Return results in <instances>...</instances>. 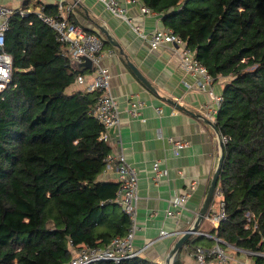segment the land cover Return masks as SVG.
Segmentation results:
<instances>
[{"label":"trees","instance_id":"trees-1","mask_svg":"<svg viewBox=\"0 0 264 264\" xmlns=\"http://www.w3.org/2000/svg\"><path fill=\"white\" fill-rule=\"evenodd\" d=\"M139 1L224 79L215 126L230 137L218 181L227 215L217 235L264 252V0ZM4 48L12 78L0 96V264H66L80 246L104 247L130 226L117 186L98 178L110 152L92 114L98 92L66 91L84 71L33 11L11 16ZM247 212L255 228L245 227ZM119 264L152 262L137 255ZM173 264H182L180 251Z\"/></svg>","mask_w":264,"mask_h":264},{"label":"crops","instance_id":"crops-1","mask_svg":"<svg viewBox=\"0 0 264 264\" xmlns=\"http://www.w3.org/2000/svg\"><path fill=\"white\" fill-rule=\"evenodd\" d=\"M57 1L0 0V4L31 11L48 5L52 6L50 11H55ZM64 1L71 5L67 13L70 20L103 41L100 62L110 71V93L120 110L118 126L109 130V153H122L138 173L134 248H143L138 255L152 264H165L167 254L179 236L160 238V230L164 229L167 233L183 231L193 223L220 155L216 128L207 124L199 112L200 105L209 99L205 93L195 89L194 78L180 66L175 44H164L158 48L150 46L147 35L153 29L164 26L159 13L142 14L140 7L143 4L139 0L126 4L132 25L138 26L140 32L146 34L143 37L125 20L107 12L97 0ZM104 33L119 47L109 42ZM130 64L152 88L143 82ZM81 70L84 71L81 74L84 80L90 82L93 70L88 67ZM214 88L217 92L221 91L215 85ZM77 89H84V85L75 81L66 91L71 93ZM137 98L143 104L137 114H133L130 105ZM156 107L161 108L160 113ZM169 137L180 138L187 144L182 149L174 150ZM156 161L159 162L158 168H154ZM116 164L113 161L109 167H104L98 178L112 182L118 190ZM194 182L196 185L180 212L172 217L167 216L166 210L169 207L172 209L169 206L170 197L185 191ZM118 208L121 210L119 205ZM209 234H217V229L204 219L197 232L189 238L192 244L185 243L180 249L182 264H199L193 254L194 247L213 245L214 239ZM228 248L234 258L257 264L254 254L258 253L230 244ZM204 264L218 263L213 258H207Z\"/></svg>","mask_w":264,"mask_h":264},{"label":"built area","instance_id":"built-area-1","mask_svg":"<svg viewBox=\"0 0 264 264\" xmlns=\"http://www.w3.org/2000/svg\"><path fill=\"white\" fill-rule=\"evenodd\" d=\"M97 1L102 4L107 12L117 18L125 20L137 34L146 37V34L140 32L138 26L132 25L131 19L127 15L126 4L136 0ZM55 7L56 12L54 15L46 13L43 6L35 8L33 12L38 19L54 31L55 39L60 42L62 54L67 59L70 66L75 68L77 63L82 62L84 58H88L91 61L90 68L93 70L91 81L86 82L83 75L77 74L76 82L84 85V88L87 90H96L98 92L95 105L92 108V114L102 126L99 139L107 142L110 138L109 130L119 124L120 110L116 99L110 93V71L107 66L100 62V52L103 48V41L96 34L86 32L81 26L68 20L67 13L71 7L70 3L64 0H58ZM30 11L31 10L15 9L0 4V85H2V87H0V96L3 90L7 88L12 78V57L4 48L5 33L9 27L10 18L13 14L17 13L24 16ZM140 12L146 14L152 13L153 10L148 6L141 5ZM147 40L153 48H158L164 44H175L177 46L180 66L185 73L194 78L195 89L205 93L209 99V101L200 105L199 112L203 117L215 123L218 111L223 102L224 79L221 77L217 79L212 77L207 68L195 58L194 52L191 51L186 46V43L174 34L170 28L161 26L153 29L147 35ZM221 79L223 81H221ZM214 85L219 87L221 91L217 92ZM142 104L143 102L140 99H135L130 105L132 113L137 114V110ZM156 110L158 113L161 112L160 107H156ZM229 139V136L221 135L223 144ZM168 140L172 142L174 150L182 149L187 144L186 141L180 138L169 137ZM113 161L117 162L116 170L119 184L116 201L121 207V210L127 215L130 226L124 236H115L111 238L109 243L104 247L80 246L66 264H91L104 260L119 264V262L125 258L137 256L143 249L136 250L133 244L135 230L137 228L136 206L138 200V173L134 167L127 163L122 153H108L105 157V167H109ZM158 165V161L154 162V168H158ZM195 185L194 182L190 184L189 188L185 191L170 197L169 206H171L172 209L169 207L166 210L167 216L172 217L180 212V208H182L184 203L188 200L190 191L194 189ZM226 215L225 201L217 185L204 219L208 220L214 228L217 229L220 223L226 219ZM246 217L247 221L245 227L252 224V227L255 228L257 223L255 219L252 221V215L247 212ZM182 232V230H177L167 233L164 229H161L159 237L161 238L169 235L179 236ZM209 236L214 239L213 245L209 247L196 245L194 248L193 254L199 264H204L207 258L215 259L218 264H230L231 262H233V264H253L246 260L234 258L229 252L228 244L218 237L217 234H209ZM255 253L264 256V252Z\"/></svg>","mask_w":264,"mask_h":264},{"label":"water","instance_id":"water-1","mask_svg":"<svg viewBox=\"0 0 264 264\" xmlns=\"http://www.w3.org/2000/svg\"><path fill=\"white\" fill-rule=\"evenodd\" d=\"M104 34L106 36V39L109 42H111L112 44H115L117 47H119V45L116 42H114V40L109 35H107L106 33H104ZM130 65L133 68L134 72H136V74L143 80V82L147 86L150 87V84L146 81L145 78L142 77V75L137 71V69L132 64H130ZM90 66H91V61L88 58H84V60L82 62L77 63L76 68L78 70H81V69L86 68V67L90 68ZM150 88H152V87H150ZM202 118L204 119V121L207 124L211 125L213 128H216L214 122H212L211 120H209L205 117H202ZM216 131H217L218 138H219L220 155L218 158V162H217L215 171L213 172L212 177L210 179V182L208 184L204 200L201 204V207H200L198 214H197L195 220L193 221V223L188 228L183 230L182 234L179 235L178 239L176 240V242L173 244L172 248L168 252L167 257L165 259V264H173L174 256L180 251L181 247L185 245L187 239H189L191 237V235H193L197 232V228H198L199 224L204 220V217H205V215L208 211V208L211 204V201L213 199L214 191L218 185V181H219V177H220V170H221L223 157H224V155H223L224 144L222 143L221 135H220L219 131L217 129H216Z\"/></svg>","mask_w":264,"mask_h":264},{"label":"clouds","instance_id":"clouds-1","mask_svg":"<svg viewBox=\"0 0 264 264\" xmlns=\"http://www.w3.org/2000/svg\"><path fill=\"white\" fill-rule=\"evenodd\" d=\"M0 87H2V85H0ZM221 135V134H220Z\"/></svg>","mask_w":264,"mask_h":264},{"label":"rangeland","instance_id":"rangeland-1","mask_svg":"<svg viewBox=\"0 0 264 264\" xmlns=\"http://www.w3.org/2000/svg\"><path fill=\"white\" fill-rule=\"evenodd\" d=\"M57 3V2H56Z\"/></svg>","mask_w":264,"mask_h":264}]
</instances>
